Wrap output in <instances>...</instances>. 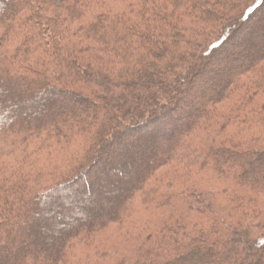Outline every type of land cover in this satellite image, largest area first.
<instances>
[{
    "label": "trees",
    "instance_id": "obj_1",
    "mask_svg": "<svg viewBox=\"0 0 264 264\" xmlns=\"http://www.w3.org/2000/svg\"><path fill=\"white\" fill-rule=\"evenodd\" d=\"M262 12L0 0V264H264Z\"/></svg>",
    "mask_w": 264,
    "mask_h": 264
},
{
    "label": "rangeland",
    "instance_id": "obj_2",
    "mask_svg": "<svg viewBox=\"0 0 264 264\" xmlns=\"http://www.w3.org/2000/svg\"><path fill=\"white\" fill-rule=\"evenodd\" d=\"M245 32H238L239 34H235L233 36V42L232 45L229 46L228 51L230 49V52H226L225 54H223L222 56H220L219 62L216 63V66H214V71L212 72V74L216 75H220L221 72H224L226 64H228L230 61L234 62L236 61L235 59H237L238 57H240L241 55H245L243 56V60H246V58L250 57L248 54L246 55L244 52H241L240 50L244 47H247V49H253L254 46H256L258 44L259 38L261 37V32L264 31V12L258 14L255 19L251 22L248 23L247 28L244 30ZM236 36V38H234ZM249 36V38H247ZM248 56V57H247ZM219 82H217L216 84H210L205 86L206 88H202L201 90L198 91L197 95L195 96L197 97H205L208 96L209 94H211L212 92L216 91L218 89L217 86H219ZM58 95V94H56ZM138 136H140L138 138V141L140 143H144L143 145H141V148L144 147H149L153 142H151V140L149 141V139L146 138L147 135H142L139 134ZM142 139H145L146 141H142ZM164 139H159V141L163 142ZM138 146L137 145H130L131 149H136ZM137 151L138 150L137 148ZM141 154L144 155L145 152L140 151ZM117 158H123L124 155H126V151H119L116 152ZM142 155H140L141 157ZM139 157V156H138ZM132 164H135L132 162ZM131 167V165H129ZM264 166V165H263ZM264 168V167H263ZM121 173H119L117 170L114 171V173L112 172V178L111 181H115L116 177H121ZM97 179V177H95ZM109 188V187H108ZM110 189V188H109ZM93 197V196H92Z\"/></svg>",
    "mask_w": 264,
    "mask_h": 264
}]
</instances>
